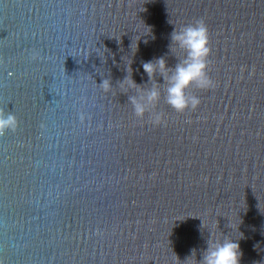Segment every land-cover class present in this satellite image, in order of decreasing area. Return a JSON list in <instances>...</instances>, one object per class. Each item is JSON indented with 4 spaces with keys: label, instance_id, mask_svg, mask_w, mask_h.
<instances>
[{
    "label": "water",
    "instance_id": "1",
    "mask_svg": "<svg viewBox=\"0 0 264 264\" xmlns=\"http://www.w3.org/2000/svg\"><path fill=\"white\" fill-rule=\"evenodd\" d=\"M200 18L217 87L190 90L196 111L161 100L154 127L98 87L174 65V25ZM0 109L19 121L0 136V264H178L209 232L264 264V0H0Z\"/></svg>",
    "mask_w": 264,
    "mask_h": 264
},
{
    "label": "clouds",
    "instance_id": "2",
    "mask_svg": "<svg viewBox=\"0 0 264 264\" xmlns=\"http://www.w3.org/2000/svg\"><path fill=\"white\" fill-rule=\"evenodd\" d=\"M210 45L209 28L203 18L179 28L174 25L168 46L169 53L176 61L174 65H169L166 55L141 61L143 72L148 78L146 82L136 83L129 65L127 75L117 81L115 86L110 77L102 78L97 85L105 94L111 93L114 88H120L121 94L127 95V104L131 105L133 115L138 121L154 127L166 125V114L159 110L161 100L178 114L189 110L194 112L200 106L201 99L190 90L211 91L217 87L209 74L212 64ZM177 49L182 55H176ZM131 50L133 53L132 44ZM18 127L16 115L11 110L6 112L0 109V136L15 132ZM206 243L207 247L201 252L199 260L196 258V250L193 249L184 261L175 255L178 264H240V245L227 235L223 239H213L209 232Z\"/></svg>",
    "mask_w": 264,
    "mask_h": 264
}]
</instances>
